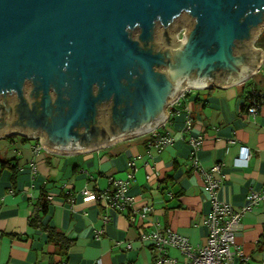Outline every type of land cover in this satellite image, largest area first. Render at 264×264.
<instances>
[{"label": "crops", "instance_id": "1", "mask_svg": "<svg viewBox=\"0 0 264 264\" xmlns=\"http://www.w3.org/2000/svg\"><path fill=\"white\" fill-rule=\"evenodd\" d=\"M262 42L255 48L263 58L251 77L225 88L185 87L155 137L146 133L68 155L47 151L39 136L0 138V160L17 163L14 179L9 168H0V264H154L150 236L167 229L203 245L212 206L205 174L219 180L217 200L237 211L246 207L230 264H264V198L246 206L250 193L264 195V104L258 113H246L248 94L264 91ZM161 136L171 141L156 146L154 138ZM114 180L126 186L130 210L83 195L85 189L106 192ZM41 190L48 199L42 223L70 240L65 260L45 231L27 223ZM145 206L152 209L141 217ZM166 257L164 264H186L178 248L169 247Z\"/></svg>", "mask_w": 264, "mask_h": 264}, {"label": "water", "instance_id": "2", "mask_svg": "<svg viewBox=\"0 0 264 264\" xmlns=\"http://www.w3.org/2000/svg\"><path fill=\"white\" fill-rule=\"evenodd\" d=\"M264 0H0V138L59 154L156 129L183 87L251 77Z\"/></svg>", "mask_w": 264, "mask_h": 264}, {"label": "built area", "instance_id": "3", "mask_svg": "<svg viewBox=\"0 0 264 264\" xmlns=\"http://www.w3.org/2000/svg\"><path fill=\"white\" fill-rule=\"evenodd\" d=\"M246 113L248 115H254L258 113L262 105L264 104V95L261 92L253 91L248 96ZM189 122H187V128H189ZM147 134L155 137V129L151 130ZM10 136H17L19 140L24 137L22 134H12ZM171 141L169 136H161L154 138V144L164 145ZM198 142V141H197ZM194 142L196 146L198 143ZM243 157L249 158L247 149L243 148ZM194 166H197L195 160L192 158ZM132 166V163H129ZM219 165H215L213 170H218ZM208 183L206 189L211 192L212 206L210 213L206 217V224L209 228L208 236L205 244L193 245L188 239L171 229H167L163 233L154 232L150 236L153 246L157 252V259L154 264H164L167 261V249L169 247L178 248L186 256V264H230L232 257V249L235 247V233L239 227V220L242 215L243 207L240 211L233 208L230 203L219 201L215 198L214 192L219 186V180H213L210 174H205ZM115 190L108 196L100 194V197L107 202V205L111 208L118 210L131 209L133 201L131 198L125 195L126 186L119 180L113 181ZM83 195L86 197H95V194L90 190H83ZM264 195L252 192L247 197V208L258 201L263 199ZM151 206H145L139 212L141 217H145ZM144 238V235L142 234ZM241 255V253H239ZM173 262L172 259H170Z\"/></svg>", "mask_w": 264, "mask_h": 264}, {"label": "trees", "instance_id": "4", "mask_svg": "<svg viewBox=\"0 0 264 264\" xmlns=\"http://www.w3.org/2000/svg\"><path fill=\"white\" fill-rule=\"evenodd\" d=\"M263 39H264V29L257 37V40L255 42L256 45L262 46ZM253 91L261 92L264 95V91L261 89L256 88ZM249 95L250 93L248 94V96ZM248 96L246 97V107L248 105L247 103ZM0 168H9L12 173V179H14L15 172L17 169V163H14L12 160H8V159L0 160ZM114 190L115 188L112 187L106 192L96 191L95 197L97 200L100 201L102 199L100 197V194H105V195L110 196ZM47 211H48L47 194L44 192V190H41L38 201L33 205L31 214L29 215L27 219V223L30 227L45 231L47 233L48 241L54 245L55 251L61 257V259L65 260L66 255H67V250L70 245V240L67 239L64 233L60 231L59 229H57L56 227L42 223L43 216L47 213Z\"/></svg>", "mask_w": 264, "mask_h": 264}, {"label": "rangeland", "instance_id": "5", "mask_svg": "<svg viewBox=\"0 0 264 264\" xmlns=\"http://www.w3.org/2000/svg\"><path fill=\"white\" fill-rule=\"evenodd\" d=\"M263 28H264V27H263ZM256 39H257V38H256ZM256 39H255V41H256ZM253 46L256 47L255 42L253 43ZM170 105H171V104H170ZM170 105H169V106H170ZM6 137H11V136H6ZM6 137H4V138H6Z\"/></svg>", "mask_w": 264, "mask_h": 264}, {"label": "bare ground", "instance_id": "6", "mask_svg": "<svg viewBox=\"0 0 264 264\" xmlns=\"http://www.w3.org/2000/svg\"><path fill=\"white\" fill-rule=\"evenodd\" d=\"M184 88H185V87H183V89H184ZM183 89H182V90H183ZM181 92H182V91H181ZM181 92H180V93H181ZM180 93H179V94H180ZM179 94H178V95H179ZM178 95L176 96V98L178 97ZM176 98H175V99H176ZM175 99H174V100H175Z\"/></svg>", "mask_w": 264, "mask_h": 264}]
</instances>
